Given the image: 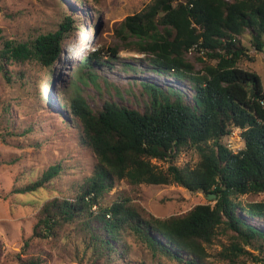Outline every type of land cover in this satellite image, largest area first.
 <instances>
[{
  "label": "trees",
  "instance_id": "1",
  "mask_svg": "<svg viewBox=\"0 0 264 264\" xmlns=\"http://www.w3.org/2000/svg\"><path fill=\"white\" fill-rule=\"evenodd\" d=\"M166 4L170 8L163 12ZM74 24L73 17L64 13L53 30L17 37L1 34L0 73L8 82L31 84L27 66L33 64L50 75L60 46L77 28ZM120 25L118 31L136 38L137 50L150 56L147 60L156 72L187 79L192 94L144 82L142 109L123 98L105 100L93 108L80 83L95 81L92 68L109 61L99 52L87 53L69 81L64 105L80 143L91 150L95 163L71 196L42 202L32 234L17 254L19 264H44L48 258L44 243L68 237L69 227L76 231L73 240L82 252L79 255L76 248L75 258L85 264H135L130 259L135 247L154 263L212 264L207 250L215 243L221 245L216 258L227 264L248 259L264 262L247 249L264 251V230L251 223L264 227V201L240 198L264 191V87L256 72L238 65L243 58L253 57L241 39L245 31L254 49L264 50V0H156L126 16ZM191 48L209 60H200L198 70L186 56ZM115 53L111 49L109 58ZM10 65L23 69L11 70ZM0 114L5 126L0 137L16 134L8 133L20 118L19 113L14 118L10 102L1 106ZM34 120L39 122V117ZM235 128L241 130L244 141L237 151L223 141ZM33 130L26 125L21 135ZM189 149L199 156L194 167L173 163ZM152 158L164 160L167 167L158 168ZM60 170V163L51 164L15 192L44 187ZM121 179L133 184L178 183L214 196L212 203L197 204L182 215L146 216L128 198L103 204L104 194Z\"/></svg>",
  "mask_w": 264,
  "mask_h": 264
},
{
  "label": "rangeland",
  "instance_id": "2",
  "mask_svg": "<svg viewBox=\"0 0 264 264\" xmlns=\"http://www.w3.org/2000/svg\"><path fill=\"white\" fill-rule=\"evenodd\" d=\"M154 1L0 0V35L17 37L53 30L64 13L73 17L74 27L77 26L71 37L60 46L59 58L52 65L50 75L39 65L33 64L27 66L33 76L31 84L8 82L0 73V108L10 102L14 118L18 113L20 115L8 131L16 134H6L4 139L0 137V264H19L17 254L32 234L36 212L43 201L54 196H71L75 188L91 174L95 157L87 146L80 143L79 132L64 105L68 97L67 89H70L69 81L87 53L99 52L104 60L109 61L92 68L95 81L80 83L83 96L93 108L100 107L105 100L120 101L123 98L125 103L142 109L146 95H141L140 90L144 82L161 87L171 86L191 96L193 89L190 81L156 72L154 65L151 66L147 60L150 56L137 50L136 38L118 31L126 16L143 11ZM241 39L253 57L243 58L238 65L256 72L264 87V50L254 49L248 31ZM114 48L116 53L111 59V49ZM186 56L197 70L203 60L209 61L200 51L193 49L187 51ZM7 68L15 71L23 69L15 65ZM36 117H39V122H35ZM26 125H32L34 130L22 136L21 129ZM4 127V123L0 122L2 134ZM240 131L235 128L223 138L230 150L237 151L244 145ZM198 159L197 152L189 149L180 152L173 163L192 168ZM151 162L161 169L167 167L164 160L152 158ZM57 163H60L61 170L46 186L26 193L15 192L16 188L36 180L51 164ZM118 198L131 199L143 214L156 217L182 215L197 204L212 203L213 199L207 193L190 191L178 183L133 184L127 179L117 181L104 194L102 202L110 204ZM240 198L243 201H264V191ZM251 223L264 230L260 222ZM65 232L68 237L62 235L44 243L48 251L44 264H85L75 258V249L80 250L75 244L77 240H73L76 231L69 227ZM220 241L225 243V236L221 235ZM220 248L219 243L208 248V259L212 264H227L215 256ZM247 249L255 256L264 258V251L252 246H247ZM147 257L140 247L132 249L130 254L135 264L143 260L144 264H172L166 261L154 263ZM240 264L264 262L248 259Z\"/></svg>",
  "mask_w": 264,
  "mask_h": 264
},
{
  "label": "water",
  "instance_id": "3",
  "mask_svg": "<svg viewBox=\"0 0 264 264\" xmlns=\"http://www.w3.org/2000/svg\"><path fill=\"white\" fill-rule=\"evenodd\" d=\"M170 8V5L169 4H166V5H164L163 7H162V11L164 12V11H166V10H168ZM252 94V89H250V95ZM213 194H209V198H213Z\"/></svg>",
  "mask_w": 264,
  "mask_h": 264
},
{
  "label": "built area",
  "instance_id": "4",
  "mask_svg": "<svg viewBox=\"0 0 264 264\" xmlns=\"http://www.w3.org/2000/svg\"><path fill=\"white\" fill-rule=\"evenodd\" d=\"M191 50H192V48H191V49H189V51H191ZM189 51H188V52H189Z\"/></svg>",
  "mask_w": 264,
  "mask_h": 264
}]
</instances>
